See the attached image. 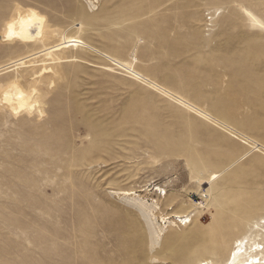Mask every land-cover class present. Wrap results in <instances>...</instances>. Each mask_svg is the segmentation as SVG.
Segmentation results:
<instances>
[{"label": "rangeland", "instance_id": "374dc122", "mask_svg": "<svg viewBox=\"0 0 264 264\" xmlns=\"http://www.w3.org/2000/svg\"><path fill=\"white\" fill-rule=\"evenodd\" d=\"M66 36L0 71V264L264 252V0H0V69Z\"/></svg>", "mask_w": 264, "mask_h": 264}, {"label": "bare ground", "instance_id": "6f19581e", "mask_svg": "<svg viewBox=\"0 0 264 264\" xmlns=\"http://www.w3.org/2000/svg\"><path fill=\"white\" fill-rule=\"evenodd\" d=\"M84 46V42L80 41L78 37L75 36H66L61 38L60 40H58L56 43L49 45L47 47L42 48L40 51L33 53V54H28L25 57H21L18 58L14 61H11L10 63H8L7 65L3 66L1 70H5L7 68H10L12 66L24 63L26 61L32 60L37 58L38 55L42 54L44 55L46 58L51 57L53 54H56L57 52H62L65 50H69L70 48H77ZM86 46V45H85ZM81 48V47H80ZM87 48V47H85ZM90 48V47H89ZM93 50V49H92ZM43 72L47 71V69L42 70ZM49 71V69H48ZM19 94V96L23 95V92H19L17 93V95ZM17 95H14L11 100L12 102L17 98ZM201 186H207L208 187V182L204 181L201 183ZM122 194V193H121ZM134 195L133 192H125L124 196L127 197V200H129L130 196ZM132 201H135L137 203H135V205H139L141 207V212H142V217L144 218L145 221H152L154 220V210L157 208L155 205H147L144 203H141L140 200H136L135 198L132 199ZM136 205V206H137ZM177 217V216H176ZM166 219V218H165ZM179 224H182L183 226L186 225V223H188V220H179L178 217L176 218ZM164 220V219H162ZM161 230H157L154 232V235L156 238L159 237V233H161ZM245 238L236 240L235 242V246L233 247V249L227 254V257L225 259H223L224 257V242L221 239V237H218V242L217 244H213L211 246H207L205 243V245H200L198 248H196L193 252L194 256L193 259H190L188 257H185L186 255H180L179 258H168L165 261H172L174 259V264H187V262L190 260H193V264H214L211 261H209L208 259H206L204 256L206 254H213L216 258L218 259H223V262L221 264H264V252L261 251L263 250V247H259V243L253 242L251 244V246L249 247L250 249H248L247 245L244 243ZM253 246H255V249H252ZM254 251V253L252 251ZM189 264L191 263L190 261L188 262Z\"/></svg>", "mask_w": 264, "mask_h": 264}, {"label": "clouds", "instance_id": "9594fccd", "mask_svg": "<svg viewBox=\"0 0 264 264\" xmlns=\"http://www.w3.org/2000/svg\"><path fill=\"white\" fill-rule=\"evenodd\" d=\"M16 22L14 21V22H10V23H8L7 24V26H6V28H7V31L4 33V39H6L7 40V37H8V25L9 24H11L12 25V31H13V27H14V24H15ZM19 23L21 24V25H23L24 23H25V21H23V20H20L19 21ZM13 32H15V31H13ZM17 35L16 36H14V37H17V36H19L20 35V33H18V32H15ZM0 98H2L3 99V101H4V103L5 104H11L12 103V100H11V96L9 95V91H8V89H0ZM20 97H19V94L17 95V99H19Z\"/></svg>", "mask_w": 264, "mask_h": 264}, {"label": "snow or ice", "instance_id": "6c2138e0", "mask_svg": "<svg viewBox=\"0 0 264 264\" xmlns=\"http://www.w3.org/2000/svg\"><path fill=\"white\" fill-rule=\"evenodd\" d=\"M17 34L15 32L12 31V25L9 24L8 25V37L7 39H11L13 38L14 36H16Z\"/></svg>", "mask_w": 264, "mask_h": 264}]
</instances>
